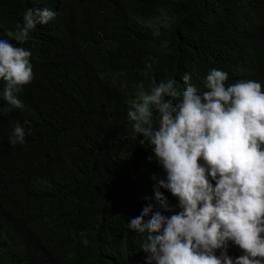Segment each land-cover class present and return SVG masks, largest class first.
Here are the masks:
<instances>
[{
	"label": "trees",
	"instance_id": "obj_1",
	"mask_svg": "<svg viewBox=\"0 0 264 264\" xmlns=\"http://www.w3.org/2000/svg\"><path fill=\"white\" fill-rule=\"evenodd\" d=\"M29 8L56 15L20 45L7 33ZM0 39L30 50L34 73L23 110L0 95V264H147L128 222L181 209L164 188L172 211L154 199L166 173L127 117L137 86L171 77L182 92L189 74L202 93L212 69L264 85V0H0Z\"/></svg>",
	"mask_w": 264,
	"mask_h": 264
},
{
	"label": "clouds",
	"instance_id": "obj_2",
	"mask_svg": "<svg viewBox=\"0 0 264 264\" xmlns=\"http://www.w3.org/2000/svg\"><path fill=\"white\" fill-rule=\"evenodd\" d=\"M55 15L47 8H29L7 36L23 45ZM31 55L0 39V81L5 84L0 95L12 109L25 108L18 94L34 79ZM182 79V92L171 77L159 83L153 78L149 92L141 83L127 112L143 137L140 143H150L166 173L154 188L156 203L172 211L159 190L164 188L178 199L181 211L165 216L158 210L146 223L149 205L128 227L146 234L141 248L147 264H264V85L255 80L226 84L228 74L218 69L206 75L202 93L189 74ZM24 142L25 131L17 124L9 143ZM229 242L242 255L231 258Z\"/></svg>",
	"mask_w": 264,
	"mask_h": 264
},
{
	"label": "rangeland",
	"instance_id": "obj_3",
	"mask_svg": "<svg viewBox=\"0 0 264 264\" xmlns=\"http://www.w3.org/2000/svg\"><path fill=\"white\" fill-rule=\"evenodd\" d=\"M232 243V242H231ZM233 250H234V259L237 258L238 256L242 255V252L238 247H236L233 243Z\"/></svg>",
	"mask_w": 264,
	"mask_h": 264
}]
</instances>
